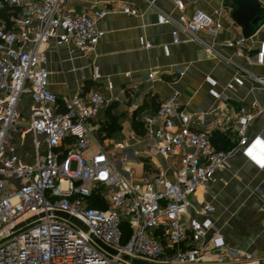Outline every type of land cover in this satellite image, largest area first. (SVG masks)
I'll return each mask as SVG.
<instances>
[{"label":"built area","instance_id":"built-area-1","mask_svg":"<svg viewBox=\"0 0 264 264\" xmlns=\"http://www.w3.org/2000/svg\"><path fill=\"white\" fill-rule=\"evenodd\" d=\"M192 1L172 0L180 12L178 17L158 9V24L176 27L174 44L180 43L179 31L196 38L202 31L215 37L223 29L220 21L204 11L188 17L185 10ZM259 1L264 7V0ZM65 3L0 0V7L20 10L12 30L0 23V236L5 234L0 238V264H133L134 258L160 264L254 262V255L233 248L224 239L212 218L213 205L200 209L199 219L186 220L191 198L199 191H208L235 150L214 147V127L207 128L209 113H187L174 94L159 105L155 116L143 118L145 135H132L130 141L118 142L108 150L100 147L87 155L93 147L91 121L111 101L91 91L60 103L50 89L46 51L55 41L59 46L72 45L83 56L94 53L105 36L97 23L108 11L74 14L65 9ZM151 5L155 7L153 2ZM123 12L139 14L132 7H124ZM140 44L146 49L153 47L145 38H140ZM247 45L244 36L227 43L228 48L240 52ZM163 51L169 56L170 46L165 45ZM230 62L239 70L226 86L227 91H234L244 86L245 77L253 75ZM256 64L264 65V44L256 55ZM254 78L264 87V79ZM94 79H101L97 68ZM206 83L213 99H223L215 79L207 77ZM108 88L113 89L112 83ZM27 96L29 123L21 127ZM262 114L264 107L256 106L253 111L241 108L234 113L240 146L248 145V128ZM222 124L217 122V126ZM19 133L34 137L33 164L24 163L18 153L14 137ZM131 141H145L168 161L167 172L174 174V180L164 170L138 177L122 165L121 172L118 162H129L130 150L134 159L141 156ZM100 188L108 190L109 200L102 192L109 205L106 209L90 202ZM67 216L80 221L88 231ZM35 217L37 220L14 231ZM124 227H128V233ZM94 238L118 254L103 249ZM122 255L130 260L124 261Z\"/></svg>","mask_w":264,"mask_h":264},{"label":"crops","instance_id":"crops-1","mask_svg":"<svg viewBox=\"0 0 264 264\" xmlns=\"http://www.w3.org/2000/svg\"><path fill=\"white\" fill-rule=\"evenodd\" d=\"M64 7L74 14L108 11L97 23L105 36L94 53L83 56L72 45L59 46L55 41L50 42L46 51L50 89L60 103L77 93L91 91H98L111 101L91 121V155L100 147L108 150L118 142L130 141L132 135L139 137L134 125L143 124L144 117L155 116L159 105L174 94L178 95V102L187 113H209L207 128L214 127L212 142L223 147L233 144L230 150H235L226 168L216 173V182L208 191H199L191 198L192 206L186 220L199 219L197 212L206 204L213 205L212 218L224 239L233 248L254 255V262L264 264V114L250 124L248 145L244 147L239 144L238 125L232 117L241 108L253 111L255 106L264 107V87L254 78L264 79V65L256 64V55L264 44V7L260 1L193 0L186 6L188 17L196 11H204L220 21L223 29L215 37L202 31L196 38L179 31L178 44L173 43L176 27L159 25L157 19L158 9L174 17L180 15L172 0H66ZM124 7L135 8L139 14H126ZM251 33L254 35L248 39L245 51L227 47L229 40ZM140 38H145L153 47L141 46ZM165 45L170 46L169 56L164 54ZM230 61L253 75L245 77L244 86L234 91L226 90L239 74ZM96 68L101 74L100 80L94 79ZM207 77L218 82L223 99L215 100L209 95ZM109 83L113 89L108 88ZM29 105L27 96L21 127L29 123ZM218 121L223 124L217 126ZM110 123L120 127L119 139L102 140L99 130ZM14 138L23 162L35 163L34 137L19 133ZM131 142L141 156L134 159L130 150L127 153L130 161L118 162L121 172L123 165L136 173L137 162L140 163L138 177L153 176L162 170L167 172L168 161L145 141ZM144 161L150 165L148 170ZM167 176L171 180L175 178L169 171Z\"/></svg>","mask_w":264,"mask_h":264},{"label":"trees","instance_id":"trees-1","mask_svg":"<svg viewBox=\"0 0 264 264\" xmlns=\"http://www.w3.org/2000/svg\"><path fill=\"white\" fill-rule=\"evenodd\" d=\"M20 13V10L17 8H12V7H8V6H3L0 7V23L4 24V26L6 27L7 30H12L14 27V18H16ZM134 130L135 132H137L138 135L143 136L145 135V128H144V124H135L134 125ZM120 127L116 124V123H110L109 125L103 126L100 130H99V137L102 140H106V139H112V138H117L120 136ZM214 147L217 150H223V151H230V149L233 147V144L227 147H223L220 143L216 144L213 143ZM221 145V146H220ZM146 164V170H148L149 168V164L147 163L148 161H144ZM103 190L97 189L94 192L93 197L90 199V202L92 204V206L97 207V208H102V209H106L108 208V202H106L105 198L102 195ZM124 230L128 233V227H124Z\"/></svg>","mask_w":264,"mask_h":264},{"label":"water","instance_id":"water-1","mask_svg":"<svg viewBox=\"0 0 264 264\" xmlns=\"http://www.w3.org/2000/svg\"><path fill=\"white\" fill-rule=\"evenodd\" d=\"M257 30V29H256ZM254 35V33H251L249 35H244V37L246 39H249L250 37H252ZM57 215H60L61 216V213H57ZM67 219L70 220L71 222L77 224L79 227H81L84 231H88V228L83 225L80 221H78L77 219H75L74 217H70V216H67ZM35 220H37V217L33 218L32 220L28 221L27 223H24L20 226H18L17 228L14 229V231H17L23 227H25L27 224H31L32 222H34ZM5 234L1 235L0 238L4 237ZM95 239V238H94ZM95 241L105 250H107L108 252H110L111 254L113 255H117V251L107 247L106 245L102 244L100 241H98L97 239H95ZM121 258L124 260V261H129L130 258L126 255H122ZM133 264H160V263H154V262H149V261H146V260H142V259H137V258H134L131 260ZM248 264H259L258 262H252V263H248Z\"/></svg>","mask_w":264,"mask_h":264},{"label":"rangeland","instance_id":"rangeland-1","mask_svg":"<svg viewBox=\"0 0 264 264\" xmlns=\"http://www.w3.org/2000/svg\"><path fill=\"white\" fill-rule=\"evenodd\" d=\"M110 139H111V138H110ZM112 139H114V138H112ZM115 139H119V137H117V138H115ZM115 139H114V140H115ZM92 153H93V150L89 151V152H88V155H91ZM139 164H140V163L137 162V165L134 167L135 170H136V173H137V174H140V166H139ZM73 167L75 168V165H74ZM177 167L179 168V167H180V164H178ZM103 193H104L105 196H107V198H108V200H109L108 190H107L106 188H103Z\"/></svg>","mask_w":264,"mask_h":264}]
</instances>
